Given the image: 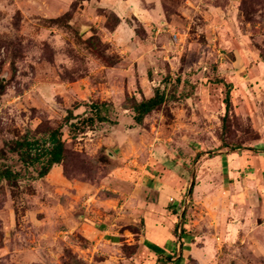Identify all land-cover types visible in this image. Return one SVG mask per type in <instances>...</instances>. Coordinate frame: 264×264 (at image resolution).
I'll use <instances>...</instances> for the list:
<instances>
[{
	"label": "rangeland",
	"instance_id": "1",
	"mask_svg": "<svg viewBox=\"0 0 264 264\" xmlns=\"http://www.w3.org/2000/svg\"><path fill=\"white\" fill-rule=\"evenodd\" d=\"M111 1L0 0V163L20 173L15 183L0 181V264H174L137 252L134 233L143 222L134 196L117 221L125 236L113 248L94 251L91 233L70 229L83 215L98 220L96 197L114 185L111 162L126 165L130 182L138 175V185L153 175L157 189L156 165L177 176L184 164L192 166L197 148L213 151L222 141L262 154L256 150L264 148V0ZM110 4L125 19L121 27H108ZM126 6L131 13H123ZM155 88L178 99L134 125L121 107L125 98H147ZM103 100L113 104L108 120L85 121L87 105ZM69 109L74 125L64 121ZM59 125L66 156L52 169L66 178L64 167L79 193L48 174L37 177L38 165H23L6 145ZM104 155L108 162H101ZM255 160L224 185L215 165L209 179L183 175L179 196L189 185L193 190L182 224L196 237L191 252L200 250L187 264H264V178L259 172L260 182L245 180L264 164ZM152 182L138 186L146 201L156 199Z\"/></svg>",
	"mask_w": 264,
	"mask_h": 264
},
{
	"label": "crops",
	"instance_id": "2",
	"mask_svg": "<svg viewBox=\"0 0 264 264\" xmlns=\"http://www.w3.org/2000/svg\"><path fill=\"white\" fill-rule=\"evenodd\" d=\"M112 1L116 3V0ZM120 1L125 3V5H129L131 0H119V2ZM109 6L111 7V4ZM113 11L115 12V10ZM125 11L126 13H131L128 11L127 6L123 11L124 14ZM161 13L159 12L157 14L160 15ZM116 15L118 16V14ZM118 17L120 19L119 26L121 27L125 19H122L121 16ZM141 23L143 26H146L145 21H141ZM157 30H160L159 26H157L155 33L158 32ZM180 134L185 133L182 130ZM181 138L185 139L183 137ZM260 141L264 143V138H261ZM220 143V141L217 142L216 148L213 151H206L204 153L202 152L198 159H196L195 161L193 158L192 166L184 164L180 169L182 170V172L179 171V176L174 175L173 172L169 174L170 170L168 168H165L164 164H157L156 169H158L159 171L155 170V172H153L152 174L160 175V179H162V187L160 186L159 188L154 189L157 184L155 179L153 182L151 181L153 179L152 174V176H147L146 178H144V180L139 184H142V187H145L146 185H149L150 182L153 183L152 190L154 191V195H156L155 201H146V199H148L146 198L147 195L146 197H144L145 199L143 197H139L140 191L138 189V175H136L137 180L135 182H130L129 177L126 176L128 172H124L126 165L121 164L120 162H116L114 167L108 173V177H110L111 175L113 176L112 178H110L112 184H114L110 189L111 191L107 196H104V198H101V196L96 197V201L100 203V207L94 210L97 214L98 220L96 222L95 220H92V222L91 220L86 219L87 215H83L86 218L82 217L83 221L75 225L74 228L70 229L79 231L83 236L90 235L91 233V238L94 239L91 247L94 251L102 252V250L98 248L99 245L105 248H113L114 243L117 244L118 242L123 240L125 236L126 232H120V228H117V221L118 219H120L119 217H123L124 213L126 214L125 203L129 200V198L131 199V197L134 196L136 197V200L134 201V205L136 206L134 210V213L136 214L135 216L136 218H140V220H142L143 222L142 225L138 228V231L136 230V232L134 233V235L136 236V238H134L135 242H137L138 244L137 252L142 251L148 254L151 258H162L164 254L171 255L173 251H178L174 256L172 255L170 261H172V263L174 264H187V256L191 258L193 257L191 253H193L194 255L195 252L199 255L200 250L196 249L191 252V246L194 242L193 240H195L194 238L196 237L193 236V234L188 233L186 230L185 234L188 235H186L184 238H181L180 235H178L174 239L173 235L175 234V226L182 223V216L184 213V209L186 208L185 200L186 197L189 196V194L186 196L187 193H184V196L182 197L178 194V189L181 188L183 181H186L187 179H190L191 181L195 174L196 176L199 174L203 175L206 179H209L212 175H215L214 171L210 169L212 165H215V172H217L218 170L216 176H219L220 178L222 176V180H220L219 182H222V184L224 185L225 182H231V179L233 181L235 180L234 182H237V175L240 174V172H242L251 161H256L255 157H257L262 161V163H264V148L259 151L256 150V152H261L262 154L251 152L252 154L248 155L246 154L247 152H242L241 148H235L232 150L228 147H221ZM260 145L262 144H259V146ZM196 150H198V148ZM108 155L110 157V154ZM249 158H251V160H249ZM196 166H198L199 170H196ZM254 170L256 173L252 174V178L250 176V178L245 179L247 180V182H260L259 172L260 177L264 178V164L262 167L256 165V168L254 167ZM184 174H186L185 176L187 179L183 177ZM49 175L53 177V179L61 183H69L68 189H75V191L79 193V189L81 187L77 184L71 183L70 180L64 178L63 176H60L57 173L56 168H51L50 172H48V176ZM233 181L232 183H234ZM96 191H99V188H97ZM223 191L224 190H222V193H226V191ZM92 194L93 195H90L89 198L94 196L96 193L93 192ZM122 199L123 201H121ZM103 205H107L111 208H105L103 207ZM187 214L188 213L186 210L184 220L188 216ZM115 215L118 217H116ZM109 217L113 218L116 223L106 222V219L110 220ZM178 219L179 223L177 224L176 221ZM114 225H116V227H114ZM183 226L186 227V224L184 223ZM84 231L88 233L86 234ZM180 255L184 258L181 261L177 259V257H179Z\"/></svg>",
	"mask_w": 264,
	"mask_h": 264
},
{
	"label": "trees",
	"instance_id": "3",
	"mask_svg": "<svg viewBox=\"0 0 264 264\" xmlns=\"http://www.w3.org/2000/svg\"><path fill=\"white\" fill-rule=\"evenodd\" d=\"M105 11V10H104ZM110 20H112V24L108 25L111 29L115 28L119 23L120 19L119 17L114 13L110 12ZM109 19V18H107ZM107 21V20H106ZM66 25L71 26L68 22H65ZM4 89V83L0 81V93H2ZM230 92L229 89L226 90L225 93V111L221 118L222 121H224L225 115L228 112V107L230 104ZM178 99L175 95H166L163 90H160L159 88H155L153 91V94L147 98H141L137 99L136 97L129 96L125 98L123 105L121 106L122 109L127 110L129 113V116L131 117V121L134 125H142L144 118L149 115L151 112L159 109L161 106L165 105L168 102H175ZM89 108L90 116L85 120L89 122H93V120L102 122L107 121L108 116L107 113H109L110 108H113V104L111 102L107 101H96L91 103L90 105H87ZM75 118L73 114V110L69 109L67 111L66 116L64 117V121L66 123H69V125H74L73 122H70ZM113 124H117V121H114ZM76 125V124H75ZM61 126H57L55 128H51L45 132H43V135L39 137L30 136L29 134L25 133L19 138H15L12 140H8L6 142L8 151L10 153H16L18 155L19 160L23 163L25 166H33L35 164L38 165L37 170V177H43L52 168L55 164H60L65 160L66 156V148L64 145V141L61 139V132H60ZM221 147H230L229 144L226 142L220 141ZM48 143L47 146L45 144ZM239 146L230 147L229 149H235ZM202 149L196 150L195 153V159L200 156L202 153ZM109 157L104 155L101 159V162H108ZM107 164V163H105ZM108 164L107 166H109ZM111 165L114 166L115 164L111 162ZM63 175L69 179V175H67V172L65 171V168H62ZM20 177V173L12 170L9 166L4 165L3 163H0V181L6 180L8 182L15 183L16 180ZM193 188H191V191L189 195L192 194ZM186 208L184 209V213L182 216V221L185 217ZM179 226V235L181 238H184L185 234V228L182 223L179 225H176L174 228V233H176ZM183 226V227H182ZM134 247V246H133ZM172 258V255L170 254H164L160 260L162 263L170 261ZM178 260H183L184 258L180 255L177 257Z\"/></svg>",
	"mask_w": 264,
	"mask_h": 264
},
{
	"label": "water",
	"instance_id": "4",
	"mask_svg": "<svg viewBox=\"0 0 264 264\" xmlns=\"http://www.w3.org/2000/svg\"><path fill=\"white\" fill-rule=\"evenodd\" d=\"M193 180V179H192ZM190 191H191V185H189V188H188V190H187V195L190 193Z\"/></svg>",
	"mask_w": 264,
	"mask_h": 264
}]
</instances>
